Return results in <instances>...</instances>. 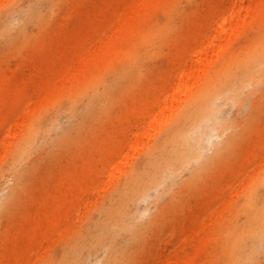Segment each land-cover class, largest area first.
I'll use <instances>...</instances> for the list:
<instances>
[{
    "label": "bare ground",
    "instance_id": "6f19581e",
    "mask_svg": "<svg viewBox=\"0 0 264 264\" xmlns=\"http://www.w3.org/2000/svg\"><path fill=\"white\" fill-rule=\"evenodd\" d=\"M113 1L87 0L78 31L59 23L28 50L27 72L0 75V105L9 107L37 103L41 90L56 85L60 70L66 77L71 69L70 83L84 81L82 106L71 99L62 113L64 127L61 115L51 112L5 129L0 226L24 191H32L31 178L44 163L62 173L55 200L45 188L15 241L30 227L39 233L51 229L65 204L79 196L93 163L87 141L100 149L101 169L110 168V177L117 171L113 162L125 159L122 176L98 207L94 229L77 231L73 243L44 264H87L100 248L103 257L88 264H142L162 227L183 221L182 207L190 208V199L197 207L209 201L207 210L215 212L231 185L228 177L235 175L230 171H241L243 153L254 144L264 146V0H129L116 10ZM42 3L51 7L53 0L33 4ZM1 20L9 25L7 17ZM23 29L11 38L22 37ZM90 32L103 37L83 62V40ZM16 115L7 113L10 122ZM261 166L236 203H225L228 213L216 221L212 244L205 240L181 263L264 264V162ZM204 190L206 196L196 201Z\"/></svg>",
    "mask_w": 264,
    "mask_h": 264
},
{
    "label": "rangeland",
    "instance_id": "374dc122",
    "mask_svg": "<svg viewBox=\"0 0 264 264\" xmlns=\"http://www.w3.org/2000/svg\"><path fill=\"white\" fill-rule=\"evenodd\" d=\"M34 2H37V0H0V75L14 76L21 70L27 72L28 69L24 67V59L28 50L47 40L48 33L56 29L61 22H66L68 27H73L75 32L78 31L81 20L84 19V15L79 13V10L88 8L87 0H53V5L47 8L43 3L34 5ZM128 3L129 0L113 1L112 9L125 8ZM25 16L29 17V23L17 21V18ZM5 17L9 20L8 26L1 20ZM5 26L7 29H5ZM178 26L183 28L185 24L183 21H179ZM19 27L24 28V35L15 39L11 38ZM88 35L91 37L86 39ZM102 37L103 35L96 36L91 32L84 37L86 40L83 41L89 46L85 45L86 49L83 50L80 61H86L89 49L100 44L99 41L102 40ZM248 38L250 36L247 37V40ZM70 72L71 69L68 70L65 77L61 70L58 71L55 74L56 85L49 90H41L37 98L38 102L35 104L28 106L20 104L17 107L0 105V113L2 115V123L0 124V165L6 155L5 143L7 134L5 129L9 125L16 126L18 121L16 126L18 129L20 123L31 122L34 114L38 116L44 113L56 112L61 115L60 121L63 124L62 127H64L68 120L62 116V113L66 111L68 104L73 101L71 99L75 98L77 105L79 107L82 106L84 99L82 88L84 83L82 82L84 81L79 78L75 83H70L67 80L71 76ZM93 72L96 73V69ZM262 102L263 106L261 103L260 105L264 109V97ZM20 110L25 113L24 116H19ZM11 111L17 115L10 122L7 113ZM231 113H235L234 107ZM104 126L106 128L108 126L107 119L103 123ZM103 132L105 135L106 130L104 131L103 129ZM130 136L131 134H129V138ZM89 138H92V136ZM87 147V153L91 156L89 163L93 161L90 167V174L85 182L79 186V196L72 199L73 201L68 206L65 204L66 208L62 213L63 217L61 218L59 214L54 226L44 233H39L35 227H30L25 231L26 234L22 235L23 240L15 241V236H20L18 227L29 224L31 218L30 206L43 200L42 193L45 188L50 189L51 202L54 201V195L61 184L62 173L52 172L50 170L52 163H44L36 170L31 178L30 187L32 191L28 192L26 189L23 193L24 196L19 199L18 206L2 220L0 226V264H44L62 246H65L68 242L73 243V235L77 231L83 229L87 231L90 227L94 229L92 222L95 217L99 216L98 207L106 202L107 193L122 176L125 168L123 165L125 159L119 157L113 162L114 164L116 163L114 167H117V171L113 177H110V168L101 169V164L98 160L102 156L100 149L94 147L90 141H87ZM232 159L237 160V156ZM241 159L240 166L236 161L234 162V166H239L241 171L237 173V171L231 170L229 174L235 173V175L229 176L228 174V178L231 179V185L225 193L224 203L215 212L210 213L207 210L210 206L209 201L205 205L197 207L194 201L190 199V208H187L186 205L182 207L183 221L178 224V227H162V230L151 245L145 250L146 256L142 264H183L181 260L195 255L197 248L205 240L212 244L216 221L219 220V223L222 221L223 217L228 213V211L226 212L228 205L236 203L238 196L248 186L249 181L261 171L263 167L261 165L264 162V146L254 144L243 153ZM72 162L70 160L69 164ZM72 166L75 169V165ZM100 169L101 175L99 179L93 181L91 177ZM215 186L214 189H216ZM196 195H198L196 201L203 200L204 196H206V190ZM210 198L213 200L214 197L210 195ZM227 202L229 204L226 206L225 203ZM150 205L154 211V205ZM217 215L219 216L217 217ZM216 217L217 219L215 220ZM189 223H192V226L188 227ZM183 234H185L186 239L181 238ZM115 242L119 245V239ZM208 250V256H210L211 249H206V254ZM104 253V249L100 248L93 254L88 255L86 258L87 264L88 261H93L94 257L102 258Z\"/></svg>",
    "mask_w": 264,
    "mask_h": 264
}]
</instances>
